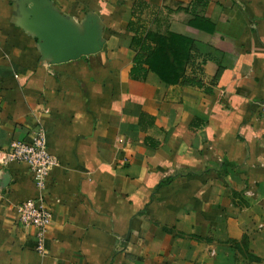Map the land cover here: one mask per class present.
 I'll return each mask as SVG.
<instances>
[{"label": "crops", "instance_id": "obj_1", "mask_svg": "<svg viewBox=\"0 0 264 264\" xmlns=\"http://www.w3.org/2000/svg\"><path fill=\"white\" fill-rule=\"evenodd\" d=\"M46 7L101 50L53 65ZM149 44L170 77L135 62ZM38 127L45 254L18 219L30 171L0 164V264H264V0H0V157Z\"/></svg>", "mask_w": 264, "mask_h": 264}, {"label": "built area", "instance_id": "obj_2", "mask_svg": "<svg viewBox=\"0 0 264 264\" xmlns=\"http://www.w3.org/2000/svg\"><path fill=\"white\" fill-rule=\"evenodd\" d=\"M0 164H20L28 167L38 191V197L24 202L19 208V223L26 229L35 231L36 251L45 254L49 226L53 214L47 204L45 191L52 172L59 163L48 151L47 133L38 127L30 142H15L11 149L0 157Z\"/></svg>", "mask_w": 264, "mask_h": 264}, {"label": "water", "instance_id": "obj_3", "mask_svg": "<svg viewBox=\"0 0 264 264\" xmlns=\"http://www.w3.org/2000/svg\"><path fill=\"white\" fill-rule=\"evenodd\" d=\"M32 30L44 55L53 65L77 61L99 52L103 42L94 23L80 30L51 7L32 9Z\"/></svg>", "mask_w": 264, "mask_h": 264}, {"label": "trees", "instance_id": "obj_4", "mask_svg": "<svg viewBox=\"0 0 264 264\" xmlns=\"http://www.w3.org/2000/svg\"><path fill=\"white\" fill-rule=\"evenodd\" d=\"M133 43L135 47L136 45L138 46V41L136 39L133 41ZM144 53H146V56ZM167 60L168 56L165 53L155 52L150 44L143 45L140 49L139 54L135 58V62L137 64H148L152 72L163 78H168L174 73V69H172L173 66H168ZM142 72L143 71L138 66L137 70H133V74H137L138 76L142 74Z\"/></svg>", "mask_w": 264, "mask_h": 264}]
</instances>
